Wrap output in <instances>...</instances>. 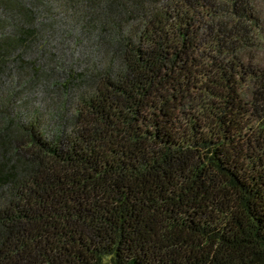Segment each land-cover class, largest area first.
<instances>
[{"label": "trees", "instance_id": "trees-1", "mask_svg": "<svg viewBox=\"0 0 264 264\" xmlns=\"http://www.w3.org/2000/svg\"><path fill=\"white\" fill-rule=\"evenodd\" d=\"M263 50L253 0H0V264H264Z\"/></svg>", "mask_w": 264, "mask_h": 264}, {"label": "rangeland", "instance_id": "rangeland-1", "mask_svg": "<svg viewBox=\"0 0 264 264\" xmlns=\"http://www.w3.org/2000/svg\"><path fill=\"white\" fill-rule=\"evenodd\" d=\"M253 2L255 3L257 9L263 14L264 16V0H253ZM65 28V31L68 33V31L72 32V28L70 26V24L65 25L64 27H62V29ZM75 38H73L74 40V47H75V55L78 54L81 50V47L85 45V42L83 43L84 36L81 32H78L77 30H75L74 32ZM78 39V40H77ZM81 40V41H80ZM79 41V42H78ZM258 60L264 64V50L263 51H258ZM244 94L246 95V99L248 100H252L253 98V94L252 91L247 89ZM38 107L43 108L42 105V100H38L37 103Z\"/></svg>", "mask_w": 264, "mask_h": 264}]
</instances>
